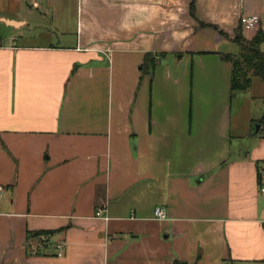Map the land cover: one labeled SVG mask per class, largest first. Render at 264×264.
Wrapping results in <instances>:
<instances>
[{"label": "crops", "instance_id": "0c3cea01", "mask_svg": "<svg viewBox=\"0 0 264 264\" xmlns=\"http://www.w3.org/2000/svg\"><path fill=\"white\" fill-rule=\"evenodd\" d=\"M0 23V264H264V140L233 155L220 57L264 0H0Z\"/></svg>", "mask_w": 264, "mask_h": 264}, {"label": "rangeland", "instance_id": "374dc122", "mask_svg": "<svg viewBox=\"0 0 264 264\" xmlns=\"http://www.w3.org/2000/svg\"><path fill=\"white\" fill-rule=\"evenodd\" d=\"M16 14L15 8L8 10V13ZM13 30L5 29L4 25L0 23V40L7 39ZM23 33L32 35L38 32L51 31L54 36L59 38L74 37L76 30H21ZM242 34V31H240ZM63 33V35H61ZM243 35V34H242ZM62 36V37H60ZM16 37V36H15ZM17 38V37H16ZM260 50L264 52V42L260 45ZM231 54H238L239 48L237 44L230 43L229 46L223 50ZM251 85L245 92L233 93L232 101V128L233 133L239 127L241 138L233 140V155H243L245 149H249L252 144L264 140V129L258 134L252 135V120H263L264 116V83L259 77L253 76L251 78ZM264 128V126H263ZM238 140V141H237Z\"/></svg>", "mask_w": 264, "mask_h": 264}, {"label": "trees", "instance_id": "16d2710c", "mask_svg": "<svg viewBox=\"0 0 264 264\" xmlns=\"http://www.w3.org/2000/svg\"><path fill=\"white\" fill-rule=\"evenodd\" d=\"M240 31L237 30L233 38V42L239 48L238 54L228 53L220 56L222 60L231 64L230 92L232 94L247 91L253 76L259 77L264 83V52L260 50V45L264 42V32L257 30L250 39H246ZM144 58L141 65L143 74L153 70L156 64V59L148 53ZM256 122H259L263 129L264 119ZM176 264L183 263L176 262Z\"/></svg>", "mask_w": 264, "mask_h": 264}, {"label": "built area", "instance_id": "2783aa9c", "mask_svg": "<svg viewBox=\"0 0 264 264\" xmlns=\"http://www.w3.org/2000/svg\"><path fill=\"white\" fill-rule=\"evenodd\" d=\"M258 25H259V18L256 16H244L240 18V26L245 30L256 29ZM0 190H1V187H0ZM259 192L264 193V177H263V181L261 185L259 186ZM153 214H154L155 220L161 221V220L166 219V212H165V209L162 207H156L154 209ZM96 217L102 220H105V221L108 220V217L105 215V212L103 209H98L96 211ZM57 248L61 249V245H59Z\"/></svg>", "mask_w": 264, "mask_h": 264}, {"label": "water", "instance_id": "95a60500", "mask_svg": "<svg viewBox=\"0 0 264 264\" xmlns=\"http://www.w3.org/2000/svg\"><path fill=\"white\" fill-rule=\"evenodd\" d=\"M263 119H264V116H263ZM259 129H260V123L259 122L253 124L252 134H254V135L258 134Z\"/></svg>", "mask_w": 264, "mask_h": 264}]
</instances>
